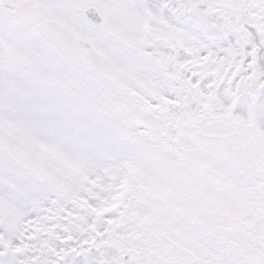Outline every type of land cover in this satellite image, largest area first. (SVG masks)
<instances>
[{"label": "snow or ice", "instance_id": "6c2138e0", "mask_svg": "<svg viewBox=\"0 0 264 264\" xmlns=\"http://www.w3.org/2000/svg\"><path fill=\"white\" fill-rule=\"evenodd\" d=\"M0 264H264V0H0Z\"/></svg>", "mask_w": 264, "mask_h": 264}]
</instances>
